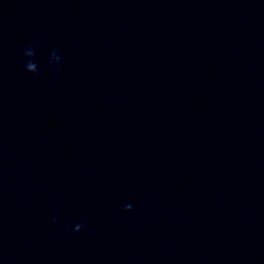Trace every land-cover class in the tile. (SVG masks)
<instances>
[{
	"label": "water",
	"instance_id": "1",
	"mask_svg": "<svg viewBox=\"0 0 264 264\" xmlns=\"http://www.w3.org/2000/svg\"><path fill=\"white\" fill-rule=\"evenodd\" d=\"M0 264H264V0H0Z\"/></svg>",
	"mask_w": 264,
	"mask_h": 264
},
{
	"label": "clouds",
	"instance_id": "2",
	"mask_svg": "<svg viewBox=\"0 0 264 264\" xmlns=\"http://www.w3.org/2000/svg\"><path fill=\"white\" fill-rule=\"evenodd\" d=\"M35 47H36V45H35V43H33V44L29 45L27 48H25L23 50V56L25 58L24 70L26 72H29V73L34 74L35 76H39L40 75V71L38 69V66H37V64L32 59L34 57V55H35V51H34ZM58 51L59 50L52 51L50 53L51 59L48 60V63L50 65H53L52 64V60H55L56 61L55 66H56L57 71L60 69V67H61V65L63 63L62 57L58 54ZM131 210H132V205L131 204L124 205V207L122 209V211H125V212H129ZM52 223L55 224L56 223V220L53 219ZM84 226L85 225H84L83 222H79L74 227H72V226H66V230L70 228L71 232L73 234H75V233L80 232L84 228Z\"/></svg>",
	"mask_w": 264,
	"mask_h": 264
}]
</instances>
